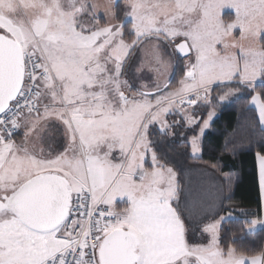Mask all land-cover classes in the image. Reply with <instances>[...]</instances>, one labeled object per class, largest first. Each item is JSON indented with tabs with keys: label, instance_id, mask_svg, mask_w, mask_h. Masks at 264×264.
<instances>
[{
	"label": "snow or ice",
	"instance_id": "1",
	"mask_svg": "<svg viewBox=\"0 0 264 264\" xmlns=\"http://www.w3.org/2000/svg\"><path fill=\"white\" fill-rule=\"evenodd\" d=\"M237 100L264 131V0H0V264H264L226 242L238 174L185 189L163 151ZM222 149L264 208V136Z\"/></svg>",
	"mask_w": 264,
	"mask_h": 264
},
{
	"label": "trees",
	"instance_id": "2",
	"mask_svg": "<svg viewBox=\"0 0 264 264\" xmlns=\"http://www.w3.org/2000/svg\"><path fill=\"white\" fill-rule=\"evenodd\" d=\"M228 15L225 14L226 19ZM184 63L183 60L179 62L176 60L173 87L183 76ZM216 108L218 117L202 140L203 151L200 158H194L185 144L171 147L166 145L163 146V151L168 154L169 162L177 171L185 189L189 178L195 175L196 185L200 186L199 181L205 176V172L212 173L219 180L220 173L211 167L218 161L223 166V171H234L238 174L239 179L233 187L232 199L224 202V211L221 213L223 215L231 212L236 219L224 222V235L228 238L226 242L233 243L234 247L246 254H252L264 250V227L248 233L242 226L245 212L251 210L258 216L262 214L258 191L253 181L254 158L247 151L232 157L223 152L222 146L226 141L237 143L258 141L264 136V131L254 111L246 106L244 100H237L226 106L217 104ZM187 135L190 137L192 133L189 132ZM221 157L223 158L220 159Z\"/></svg>",
	"mask_w": 264,
	"mask_h": 264
},
{
	"label": "rangeland",
	"instance_id": "3",
	"mask_svg": "<svg viewBox=\"0 0 264 264\" xmlns=\"http://www.w3.org/2000/svg\"><path fill=\"white\" fill-rule=\"evenodd\" d=\"M226 14H229V13L226 12ZM142 58L147 60L146 58H148V57L147 56H143ZM165 59L168 60V57H165ZM175 64H176V62H175ZM169 75L170 74H169V66H168V68L165 71L164 75L160 77V81L163 80L161 83H163L166 79H168ZM189 181H191L193 184H196V175L189 178L188 184H189ZM219 183H220L219 180L210 172H205V176L202 178L201 181H199L200 186H203L204 188H206V189H208L210 191H214L215 187ZM121 207H123L122 204H121ZM118 208H120V207H118Z\"/></svg>",
	"mask_w": 264,
	"mask_h": 264
},
{
	"label": "crops",
	"instance_id": "4",
	"mask_svg": "<svg viewBox=\"0 0 264 264\" xmlns=\"http://www.w3.org/2000/svg\"><path fill=\"white\" fill-rule=\"evenodd\" d=\"M146 59H148V58H146ZM168 60L171 61V63L169 64V74H172V77H173V75H174V71H175V70L173 71V65H175L176 58H175V57H168ZM146 78H147V77H146ZM162 81H163V80H162ZM162 81H161V82H162ZM217 117H218V115H217ZM217 117L215 118V120L217 119ZM175 119L179 120L180 117L177 116V117H175ZM178 131L183 132L184 130H183V129H179ZM208 131H209V130H208ZM208 131H207V132H208ZM206 134H207V133H206ZM182 144H185L184 141L178 138L176 141H174V142H171V141H170V142L166 143V144L163 145V146L169 145V146L171 147V146H179V145H182ZM201 155H202V153L199 155V157H194V158L198 159V158L201 157ZM118 207H121V205H118ZM262 214H264V208H262ZM260 228H262V227H259V226H258V227L256 228L255 231L259 230Z\"/></svg>",
	"mask_w": 264,
	"mask_h": 264
}]
</instances>
